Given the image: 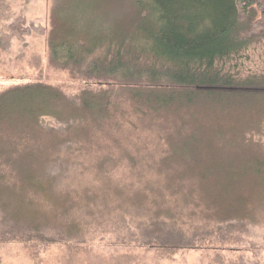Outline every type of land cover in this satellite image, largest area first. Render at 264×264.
<instances>
[{
	"label": "trees",
	"instance_id": "16d2710c",
	"mask_svg": "<svg viewBox=\"0 0 264 264\" xmlns=\"http://www.w3.org/2000/svg\"><path fill=\"white\" fill-rule=\"evenodd\" d=\"M113 1L53 2L49 57L80 74L81 90L0 81L1 224L79 233L73 216L90 210L96 187L58 188L54 165L116 126L125 105L121 113L173 128L166 155L153 161L152 182L129 193L108 183L102 197L149 212L157 245L182 240L183 217L264 218V72L224 70L264 37V0H131L135 10L126 17ZM23 24L15 18L7 31L0 27V51L11 37L22 39L30 28ZM116 163L105 156L97 165Z\"/></svg>",
	"mask_w": 264,
	"mask_h": 264
},
{
	"label": "rangeland",
	"instance_id": "374dc122",
	"mask_svg": "<svg viewBox=\"0 0 264 264\" xmlns=\"http://www.w3.org/2000/svg\"><path fill=\"white\" fill-rule=\"evenodd\" d=\"M53 2L0 0L5 6L0 18L2 31H7L15 18L30 27L22 39L11 37L0 51V81L9 84L38 80L70 95L84 87L80 74L50 60L47 35L52 26ZM110 6L125 17L135 10L131 0H115ZM224 70L242 76L264 72V37L242 56L230 59ZM127 109L125 105L116 112V126L93 134L75 155H68L62 166L54 165L58 188L96 187L91 189L97 200L90 204V210L73 216L82 230L70 236L52 227L33 232L21 225H2L0 219V264H264V218L247 222L183 217L177 235L182 240L177 239L176 244V239H169V245L163 247L151 236L149 212L125 204L117 207L115 197L104 200L101 189L105 190L108 183L129 193L142 187L145 180L152 182L157 175L153 161L165 156L168 148L166 134L173 125L165 124L163 129L164 125L151 122L148 116L131 110L121 113ZM129 155L135 160L128 161ZM105 156L117 163L97 165ZM104 167L103 171L98 169ZM7 231L12 233L3 236Z\"/></svg>",
	"mask_w": 264,
	"mask_h": 264
}]
</instances>
